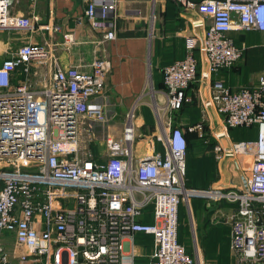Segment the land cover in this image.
<instances>
[{
	"label": "built area",
	"instance_id": "2783aa9c",
	"mask_svg": "<svg viewBox=\"0 0 264 264\" xmlns=\"http://www.w3.org/2000/svg\"><path fill=\"white\" fill-rule=\"evenodd\" d=\"M83 1L75 27L88 25L100 33L97 46L117 39L120 0ZM175 1L201 16L192 24L205 28L198 47L208 63L204 78L234 67L243 57L246 46L237 45L231 31L264 32V0ZM13 5V0H0V31L34 30L37 18L14 13ZM208 19L211 23L205 25ZM41 28L61 31L57 24ZM77 41L75 31L63 33L65 46ZM186 44L185 57L163 69L165 103H155L160 129L137 142L139 126L132 109L122 135L104 134L105 160L80 157L79 144L84 121L92 131V123L106 126L115 114L105 99L107 58L96 57L90 71L65 67L46 45L29 42L2 59L0 264H135L139 234L153 237L149 264H195L179 240V207L196 196L235 204L230 232L234 264H264V70L251 88L232 90L214 81L212 95L203 102L204 109L214 106L224 115L225 126L215 133V158H251L246 185L191 190L185 182L184 130L166 119L189 100L187 91L197 78L195 37L188 36ZM34 65L52 68L41 89L13 81L18 68L29 73ZM206 119L189 130L203 137ZM253 126L255 139L228 146L220 141L231 128ZM3 234L13 235V249L2 242Z\"/></svg>",
	"mask_w": 264,
	"mask_h": 264
},
{
	"label": "crops",
	"instance_id": "0c3cea01",
	"mask_svg": "<svg viewBox=\"0 0 264 264\" xmlns=\"http://www.w3.org/2000/svg\"><path fill=\"white\" fill-rule=\"evenodd\" d=\"M18 3L19 5L16 8L13 5L12 11L29 16L34 15L37 18L35 21L36 27L32 31H18L17 37L9 39L7 44L3 45H14L12 43L16 42V47L18 48L22 44L29 42L43 44L51 50V54L63 66L79 65L85 71L91 70V64L96 57L107 58L110 62V68L105 79V99L110 103L109 112H115L116 109L118 111V108L131 110L134 106L142 103L150 105L149 103H153L154 98L160 103H165L164 89H155L157 93H153V95L150 93L149 76L152 62H154L156 57L157 63L163 62L165 64L159 80L161 84L164 67L178 59L184 58L187 53L186 38L188 36L195 37L196 55L199 60L198 74L196 80L187 91L189 100L186 101L183 109L177 111L184 113L174 119V124L185 128L186 126L199 123L206 115V137L213 143V147L218 142L215 133L225 126L223 114L219 113L214 106L207 109H204L203 106V102L212 95L213 82L221 80L232 90H240L245 87L251 88L257 84L259 75L264 70V32L253 30L245 33L240 30H234L230 32V35L234 38L237 45H245V51L250 50L252 47V57L247 60V66H234L230 69H223L217 73L210 74L208 78H204L203 72L207 71L208 63L206 58L200 54L198 47L201 44L205 28L192 24L194 20L200 19L201 16L196 11L182 10V7L175 0H120L116 11L118 37L99 46L96 45V42L102 37L100 33L91 30L88 25H84L79 29L75 27V17L81 14L84 9L83 0H19ZM153 16L156 19V37L154 40L148 34V19ZM210 23L211 20L208 19L205 25ZM42 24L60 25L61 31L54 33L51 30H43L41 28ZM69 31L76 32L78 41L71 46H65L63 33ZM51 75V66H30L29 73H26L20 67L13 74V81L15 83L27 81L32 87L39 90L47 84ZM144 120L142 111H139L138 124L143 123ZM154 126L151 128L152 130H154ZM242 129V127H239L228 130L226 138L228 144L244 139H255L246 137ZM193 141L197 143L199 156L204 155V157H208L207 159H213V164H215V178L208 187H218L220 184L226 183V188H231L240 187L244 184V175L251 165L249 156H238L235 161L229 160L224 169L223 162L225 158L218 161L215 156H211V149H209L211 143H206L207 141L198 137L193 138ZM220 141L223 143L222 139ZM157 147L159 149L163 148L160 142L157 143ZM195 157L198 160L199 157L197 155ZM199 201L197 199L194 202L190 201L191 212L195 220L198 217L201 220L206 211L208 212L209 210L206 209L204 212ZM216 203L209 200L206 202L205 208L213 206L218 208L215 211L216 213L222 211L232 217L236 208L235 204L223 202L221 206H218L219 204ZM182 204L179 207V240L181 243L180 208ZM207 230L208 225L206 223L198 224L199 240H202L201 244L198 241V246H202L205 250L206 248H218L220 244L219 236L215 235L208 242L209 234L207 235ZM1 240L6 246V244L11 243V240L13 242L14 239L12 234H3ZM136 241L138 248L135 264H149L154 249L153 237L139 234L136 237ZM146 245L149 246L150 251L145 252ZM229 250L231 252L230 239ZM211 253L214 254L215 259L222 260L225 258L226 262L229 263L233 260L232 264H234L233 255L222 257L218 255L219 252L217 251H211ZM202 254L201 257L203 256V259L205 257L207 261L210 260V256H206L207 253L204 254L202 252ZM191 256L194 258L195 264H197L196 257ZM197 257L200 258V254Z\"/></svg>",
	"mask_w": 264,
	"mask_h": 264
},
{
	"label": "rangeland",
	"instance_id": "374dc122",
	"mask_svg": "<svg viewBox=\"0 0 264 264\" xmlns=\"http://www.w3.org/2000/svg\"><path fill=\"white\" fill-rule=\"evenodd\" d=\"M19 0H13L15 8L19 5ZM156 19L153 16L152 18L149 17L148 19V34L149 36H152V40L156 37ZM154 31V32H153ZM247 33L248 31H243ZM251 32V31H250ZM19 32L16 30L13 31H7L3 30L0 31V60L2 58H6L10 55V52L16 49V42H13L14 45H8L4 46L3 44H7L9 39H14L17 37V34ZM150 36V37H151ZM250 46V45H247ZM252 47L249 50H246L243 58L237 62L236 66H247V62L245 60L246 52H251ZM165 64L163 62L157 63L156 57L154 62H152V68L149 78V86H150V93L153 95L155 92V89H159L160 82L162 75V68ZM155 103H157L156 98H154L153 103L150 102V105H144V103L134 106L132 109H135L136 116L138 118L139 111H142L144 116V122L141 124H138V130H137V142L143 140L147 136H152V134L156 131V129H160L162 120L159 119V116L156 113L155 110ZM160 103V102H159ZM131 110H127L124 108H118L115 110V114L111 118V121L108 125L102 126L100 124H93L94 130H89V123L88 121L83 122L82 126V132L80 133V144H79V155L82 158H92L94 160H105L107 159L108 155L105 151V144H104V135L106 133H110L114 136H120L123 133V127L127 120L128 113ZM184 113V112H183ZM183 113L180 112H173L169 113L166 116V119H171L174 124V119L180 117L183 115ZM160 120V122H159ZM157 123V124H156ZM154 126V130L151 128ZM159 125V126H158ZM175 125V124H174ZM158 126V127H157ZM176 126V125H175ZM245 132L246 137L256 138L257 137V127L253 126L252 128L242 129ZM93 132H95L93 134ZM103 133V134H102ZM144 146V142L142 141L139 144V148L142 151ZM198 156V160H196L195 156ZM208 157H204V155L198 154V147L197 143L195 141H190L189 151L187 154V163H188V169L186 174V180L188 183L187 188L193 190V189H209L210 184V175L212 172V168L214 167L213 159H207ZM205 168V169H203ZM191 176V177H189ZM203 187V188H202ZM208 187V188H206ZM197 199L201 206L204 209V212L206 209H209L208 212L206 211L205 215L201 218V220L196 218L194 219L192 212H191V204L190 202H184L180 208V239L182 243L185 245L186 250L196 257L197 264H232L229 262H226V259H215L214 254L211 253V251H217L219 252L218 255L224 257L225 255L232 256L230 250H229V239H230V227H231V216L227 213H224L220 211L219 213H216L215 211L218 209L213 206H209L210 208H205L206 202L210 200V198L204 197V196H196L192 197L191 200L194 202V200ZM190 200V201H191ZM223 202H217L216 204H219L218 206H221ZM227 203V202H226ZM203 223L208 225L207 235L208 236V242L211 241V239L216 235L219 236L220 244L218 248L216 249H210L206 248V250L201 246H198V241L200 239V234L198 231V224ZM216 227V228H213ZM10 243V242H9ZM6 247L8 249H13L15 247V242L11 240L10 244H6ZM21 249V248H19ZM149 249V250H147ZM25 250V249H24ZM150 251L149 246L146 245L145 252ZM210 251V252H209ZM202 252L206 254V256L209 257V261H207L203 256L201 257ZM149 253V252H148ZM198 254H200V258L197 257ZM202 259V260H201ZM201 260V261H200Z\"/></svg>",
	"mask_w": 264,
	"mask_h": 264
},
{
	"label": "trees",
	"instance_id": "16d2710c",
	"mask_svg": "<svg viewBox=\"0 0 264 264\" xmlns=\"http://www.w3.org/2000/svg\"><path fill=\"white\" fill-rule=\"evenodd\" d=\"M252 52H253V50L251 51V52H246V55H245V60H246V62H247V60L249 59V58H251L252 57ZM237 65V63L234 65V66H236ZM160 88H162V89H165V85H164V80L162 81V83L160 84V86H159ZM186 103V102H185ZM185 107V104H184V106L182 107V109ZM180 127V126H179ZM182 128V127H181ZM243 129H245V127H242ZM183 130H184V134H185V136H186V139H187V151H188V149H189V146H190V141H193V138H196V137H198V138H202V139H204L205 141H207L206 143H211L210 142V140L206 137L207 135L205 134L203 137H201V136H199L198 135V133L197 132H195V131H190L189 130V126H186L185 128H182ZM231 129H233V128H231ZM208 139V140H207ZM210 145V144H209ZM209 149H211V156H215V154H214V147H213V143H211V145L209 146ZM215 164H214V167L212 168V172H211V175H210V182H212L213 181V179L215 178V174H216V172H215ZM212 177V178H211ZM186 182V184H188L187 183V180L185 181Z\"/></svg>",
	"mask_w": 264,
	"mask_h": 264
},
{
	"label": "water",
	"instance_id": "95a60500",
	"mask_svg": "<svg viewBox=\"0 0 264 264\" xmlns=\"http://www.w3.org/2000/svg\"><path fill=\"white\" fill-rule=\"evenodd\" d=\"M221 139H222V141H223V143H224V146H228V142H227L226 138L223 137V138H221ZM229 160H234V161H235V157H234V156H231V155H227V156L225 157V161L223 162V163H224V164H223V165H224V169H225L226 164H227V162H228ZM244 184L246 185V181H245V180H244ZM218 187L226 188L227 185H226V183H223V184H220Z\"/></svg>",
	"mask_w": 264,
	"mask_h": 264
}]
</instances>
